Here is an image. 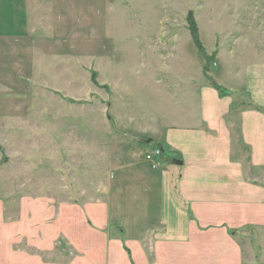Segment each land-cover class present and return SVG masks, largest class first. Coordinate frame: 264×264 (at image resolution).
Segmentation results:
<instances>
[{
    "label": "rangeland",
    "instance_id": "rangeland-1",
    "mask_svg": "<svg viewBox=\"0 0 264 264\" xmlns=\"http://www.w3.org/2000/svg\"><path fill=\"white\" fill-rule=\"evenodd\" d=\"M89 1L95 8L80 15L93 24L89 44L72 54L36 52L45 72L34 74L26 92L31 111L0 114V209L26 194L82 207L102 201L121 166L143 161L154 169L146 159L161 148L153 133L191 123L201 98L216 106L205 90L216 88L213 83L238 104L264 109V0ZM24 2L29 33L53 35V0ZM85 5L79 2L81 10ZM67 37L61 35L63 46L71 47L74 37Z\"/></svg>",
    "mask_w": 264,
    "mask_h": 264
},
{
    "label": "crops",
    "instance_id": "crops-1",
    "mask_svg": "<svg viewBox=\"0 0 264 264\" xmlns=\"http://www.w3.org/2000/svg\"><path fill=\"white\" fill-rule=\"evenodd\" d=\"M92 8L89 0H53L54 33L39 36L29 33L24 0H0V114L31 111L26 92L45 72L36 52L88 45L93 24L80 15ZM61 35L74 37L71 47ZM205 90L216 106L201 98L191 123L153 133L169 155L154 169L121 166L102 201L82 207L26 194L3 206L0 264H264V109Z\"/></svg>",
    "mask_w": 264,
    "mask_h": 264
},
{
    "label": "trees",
    "instance_id": "trees-1",
    "mask_svg": "<svg viewBox=\"0 0 264 264\" xmlns=\"http://www.w3.org/2000/svg\"><path fill=\"white\" fill-rule=\"evenodd\" d=\"M190 15H191V14H190ZM189 17H190V25H191V35H192V38H193V40H194L196 46H197L202 52H204V48H203L202 44L200 43V41L198 40L197 26H196V24H195L193 18H192L191 16H189ZM92 81H93L94 83L98 82V81H97V73H96V71H94V72L92 73ZM213 84H214V86L219 90V92H221L222 94H227V89H226V88H224V87H222V86H219V85H217L216 83H213Z\"/></svg>",
    "mask_w": 264,
    "mask_h": 264
},
{
    "label": "built area",
    "instance_id": "built-area-1",
    "mask_svg": "<svg viewBox=\"0 0 264 264\" xmlns=\"http://www.w3.org/2000/svg\"><path fill=\"white\" fill-rule=\"evenodd\" d=\"M163 154L162 148H156L151 153L147 154L146 159L152 163L153 168L158 167V158Z\"/></svg>",
    "mask_w": 264,
    "mask_h": 264
}]
</instances>
